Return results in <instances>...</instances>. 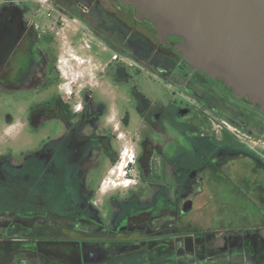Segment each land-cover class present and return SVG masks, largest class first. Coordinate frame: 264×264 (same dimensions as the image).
Returning <instances> with one entry per match:
<instances>
[{
    "label": "flooded vegetation",
    "instance_id": "obj_1",
    "mask_svg": "<svg viewBox=\"0 0 264 264\" xmlns=\"http://www.w3.org/2000/svg\"><path fill=\"white\" fill-rule=\"evenodd\" d=\"M133 47L157 60L128 58ZM97 48L115 53L104 63L106 81L121 93L107 98L85 87L66 97L59 64L98 59ZM130 67L146 68L181 98L151 100L135 84L120 89L132 80ZM7 99L0 129L19 117L22 132L46 134L20 162L0 134V264H183L233 252L264 264V223L229 227L219 238L188 220L196 198L222 192L258 200L264 212V147L257 156L246 146L264 145V113L192 69L132 7L0 1V101ZM119 129L133 140L132 164L119 163L127 154L116 145L125 137ZM110 173L133 183L100 195L105 179L123 183Z\"/></svg>",
    "mask_w": 264,
    "mask_h": 264
},
{
    "label": "water",
    "instance_id": "obj_2",
    "mask_svg": "<svg viewBox=\"0 0 264 264\" xmlns=\"http://www.w3.org/2000/svg\"><path fill=\"white\" fill-rule=\"evenodd\" d=\"M192 69L264 113V0H118ZM191 208L183 204L181 214Z\"/></svg>",
    "mask_w": 264,
    "mask_h": 264
},
{
    "label": "rangeland",
    "instance_id": "obj_3",
    "mask_svg": "<svg viewBox=\"0 0 264 264\" xmlns=\"http://www.w3.org/2000/svg\"><path fill=\"white\" fill-rule=\"evenodd\" d=\"M3 1V0H0ZM71 27V26H70ZM67 27L66 30L71 32V28ZM66 33V31H65ZM88 38V37H87ZM63 51L68 52L67 48ZM69 53L76 55V52L70 51ZM63 56L66 53H62ZM114 52L103 51L101 48H97V57L100 61L93 55H88L85 57L81 55V58L86 59L81 61L80 59L74 60V65H70L69 62H61L60 65V75L65 82V85L62 87V91L65 93V96H68L69 91L76 93L79 90L86 88L95 89L97 92H100L107 98H113L119 95L121 92L116 85H112L106 81L111 71L105 67L106 62L111 60ZM80 55V54H79ZM62 59V55L60 57ZM127 62L131 63L129 60ZM132 80L129 83L119 84V88L128 91L130 85L135 84L138 86L140 91H143L146 96L151 100L165 99L170 95L174 98H181L177 94V89L173 86L165 85L156 75L151 72H148L146 68L142 67H130L128 69ZM175 92V94H174ZM11 113V106L9 100L0 101V125L3 123L4 115ZM16 125L13 127H4L2 125L0 129V134L7 136L9 141L5 145L6 149H11V156L17 161L20 162L21 157L25 154L32 151L38 150L44 141L45 131L37 132H22L19 125L20 119L16 117ZM115 123V120L114 122ZM118 134H124L125 137L121 136L117 138V144L120 148V152H125L124 157L129 156L128 154L132 151L133 140H130L126 132L122 129H119ZM252 140L258 142L263 141L262 138H256ZM251 140V141H252ZM11 144V145H9ZM253 148L255 155H263L262 149L264 145H246ZM117 172V169L115 170ZM108 177L111 180H114L115 176L110 174ZM106 182L101 186V193L104 192H113V191H124L126 187L132 185V179H122L121 176L118 179H115L114 182L118 183L123 181L122 184L114 185L111 182H108V179H105ZM124 184H127L125 187ZM258 198V196H257ZM256 198V199H257ZM258 200L250 201L249 199L242 198L240 196H234L229 192H222L221 194L215 197L207 198H196L194 200L193 207L188 215V220L192 221L194 227L200 228L202 230L214 231L216 235L214 237L221 238L223 233L226 232L223 229L229 227L238 226V225H261L264 223V212H261L262 209L259 206ZM260 235L264 238V228L261 229ZM216 245L221 246V240ZM183 264H251L244 255L239 257L237 253L233 252L231 254L219 253L214 257L205 260H191L185 259Z\"/></svg>",
    "mask_w": 264,
    "mask_h": 264
},
{
    "label": "trees",
    "instance_id": "obj_4",
    "mask_svg": "<svg viewBox=\"0 0 264 264\" xmlns=\"http://www.w3.org/2000/svg\"><path fill=\"white\" fill-rule=\"evenodd\" d=\"M132 42H135L134 45H139L140 42H142V39L137 37L131 38ZM114 52H117L118 50H115V47H113ZM131 51L126 55L128 58L134 59V60H143L144 61H155L157 58L155 57L156 54H152L151 50L149 48H144L141 53L136 50V47L130 48Z\"/></svg>",
    "mask_w": 264,
    "mask_h": 264
},
{
    "label": "built area",
    "instance_id": "obj_5",
    "mask_svg": "<svg viewBox=\"0 0 264 264\" xmlns=\"http://www.w3.org/2000/svg\"><path fill=\"white\" fill-rule=\"evenodd\" d=\"M133 161H134V155L133 154H130L127 157L122 156L119 163L124 165V164L130 162V164H132Z\"/></svg>",
    "mask_w": 264,
    "mask_h": 264
},
{
    "label": "bare ground",
    "instance_id": "obj_6",
    "mask_svg": "<svg viewBox=\"0 0 264 264\" xmlns=\"http://www.w3.org/2000/svg\"><path fill=\"white\" fill-rule=\"evenodd\" d=\"M110 174H112V173H110ZM124 186L126 187V186H127V184H124Z\"/></svg>",
    "mask_w": 264,
    "mask_h": 264
},
{
    "label": "clouds",
    "instance_id": "obj_7",
    "mask_svg": "<svg viewBox=\"0 0 264 264\" xmlns=\"http://www.w3.org/2000/svg\"><path fill=\"white\" fill-rule=\"evenodd\" d=\"M129 164H130V162H129Z\"/></svg>",
    "mask_w": 264,
    "mask_h": 264
}]
</instances>
